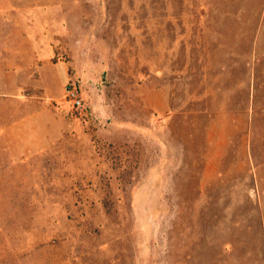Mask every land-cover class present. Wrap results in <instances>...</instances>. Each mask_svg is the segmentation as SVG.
Here are the masks:
<instances>
[{"label":"rangeland","instance_id":"obj_1","mask_svg":"<svg viewBox=\"0 0 264 264\" xmlns=\"http://www.w3.org/2000/svg\"><path fill=\"white\" fill-rule=\"evenodd\" d=\"M0 264H264V0H0Z\"/></svg>","mask_w":264,"mask_h":264},{"label":"built area","instance_id":"obj_2","mask_svg":"<svg viewBox=\"0 0 264 264\" xmlns=\"http://www.w3.org/2000/svg\"><path fill=\"white\" fill-rule=\"evenodd\" d=\"M66 95L69 96V99L73 102L75 106L80 105V99L78 98L77 91L75 90L74 87L73 88L68 87L66 89Z\"/></svg>","mask_w":264,"mask_h":264},{"label":"crops","instance_id":"obj_3","mask_svg":"<svg viewBox=\"0 0 264 264\" xmlns=\"http://www.w3.org/2000/svg\"><path fill=\"white\" fill-rule=\"evenodd\" d=\"M20 122L19 121H15L13 123H11L8 127H5L3 130V132L7 131V130H10L11 132H13L14 130H17L19 129V124Z\"/></svg>","mask_w":264,"mask_h":264}]
</instances>
